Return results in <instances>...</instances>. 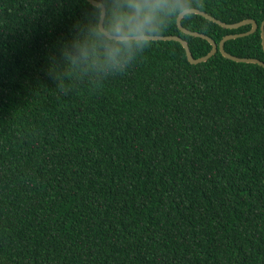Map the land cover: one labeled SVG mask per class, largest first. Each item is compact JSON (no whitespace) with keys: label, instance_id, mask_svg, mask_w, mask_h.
<instances>
[{"label":"trees","instance_id":"16d2710c","mask_svg":"<svg viewBox=\"0 0 264 264\" xmlns=\"http://www.w3.org/2000/svg\"><path fill=\"white\" fill-rule=\"evenodd\" d=\"M259 26L264 0H193ZM84 0H0V264H264V68L152 41L98 85L51 58ZM216 44L226 29L181 20ZM194 59L205 39L174 18ZM264 62L257 29L225 42Z\"/></svg>","mask_w":264,"mask_h":264},{"label":"clouds","instance_id":"9594fccd","mask_svg":"<svg viewBox=\"0 0 264 264\" xmlns=\"http://www.w3.org/2000/svg\"><path fill=\"white\" fill-rule=\"evenodd\" d=\"M85 10L69 39L51 58L56 81L87 79L99 84L125 72L152 46L174 18L186 17L193 0H84Z\"/></svg>","mask_w":264,"mask_h":264},{"label":"water","instance_id":"95a60500","mask_svg":"<svg viewBox=\"0 0 264 264\" xmlns=\"http://www.w3.org/2000/svg\"><path fill=\"white\" fill-rule=\"evenodd\" d=\"M191 14H196L199 15L209 21H212L214 23H216L217 25L226 28V29H237L241 26H245V25H251V29L245 33H240V34H231V35H227L225 37H223L218 44H216L209 36L204 35L202 33H198V32H194V31H190L188 29H186L185 27L182 26L181 24V20L183 19V17H179L176 18V24L177 27L179 28V30L187 35L193 36V37H199L202 39H205L206 41H208L211 45V50L203 57L194 59L191 55V52L189 50L188 45L186 44V42L181 39L180 37L174 35V36H160L157 35L153 38V41H176L179 42L181 44V46L184 49L185 52V56L187 61L192 64V65H196L198 63L201 62H205L207 61L210 57H212L217 51L220 52V54L225 57L226 59H229L231 61L237 62V63H250V64H257L259 66H261L262 68H264V62L257 60V59H252V58H239V57H235L232 56L230 54H228L225 50H224V44L226 41L231 40V39H236L238 37H242V36H246L249 34L254 33L257 29H259L260 31V37H261V42H262V48L264 51V20L260 23V25L258 26L257 23L254 20L251 19H246L237 23H233V24H226L224 22H221L217 19H215L214 17H212L211 15L208 14H204L196 9H193V11L191 12Z\"/></svg>","mask_w":264,"mask_h":264},{"label":"bare ground","instance_id":"6f19581e","mask_svg":"<svg viewBox=\"0 0 264 264\" xmlns=\"http://www.w3.org/2000/svg\"><path fill=\"white\" fill-rule=\"evenodd\" d=\"M215 55V54H214Z\"/></svg>","mask_w":264,"mask_h":264}]
</instances>
